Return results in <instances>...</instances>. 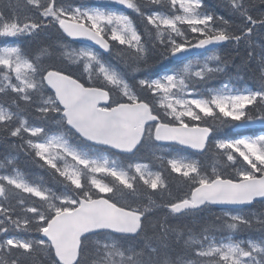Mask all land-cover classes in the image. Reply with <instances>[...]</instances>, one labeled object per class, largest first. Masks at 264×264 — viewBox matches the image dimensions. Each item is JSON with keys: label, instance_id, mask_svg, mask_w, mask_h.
I'll list each match as a JSON object with an SVG mask.
<instances>
[{"label": "snow or ice", "instance_id": "1", "mask_svg": "<svg viewBox=\"0 0 264 264\" xmlns=\"http://www.w3.org/2000/svg\"><path fill=\"white\" fill-rule=\"evenodd\" d=\"M219 6L0 0V264H264V0Z\"/></svg>", "mask_w": 264, "mask_h": 264}, {"label": "trees", "instance_id": "2", "mask_svg": "<svg viewBox=\"0 0 264 264\" xmlns=\"http://www.w3.org/2000/svg\"><path fill=\"white\" fill-rule=\"evenodd\" d=\"M79 2V0H77ZM206 4L208 5V8L210 11H215L219 15H223L226 19L227 18H232L235 19L234 17H230L229 13L226 12V10L222 7H220V2L221 0H205ZM253 40L257 41L258 43L264 44V33H261L259 29H257L254 34H253ZM48 42L47 37H42L40 39H37L36 41H25V46L28 47L31 50H35L38 48L40 45L45 44ZM250 49H248L244 44H241L238 48L236 46H228L225 48H222L221 54L222 55H232L236 59V63L240 64L248 55ZM260 47L257 46L253 51L255 55H259L260 53ZM255 69H256V61L253 59L250 65V70L245 69L243 70V75L249 79L251 82V77L255 74ZM251 131L259 132L260 131V126L257 124L253 126ZM8 154V150L4 148L3 146H0V162L4 161L5 156ZM21 167L24 168L30 175V178H36L39 175H43L41 170L33 167V166H27L23 163V160L21 161ZM257 209L260 208L259 205L256 206ZM217 212H206L203 214V218L209 219L210 217H213L217 215ZM150 219H155V218H162V211L161 210H154L152 213L149 214ZM199 219V218H197ZM169 223H174V221H169ZM184 223H188L187 220L184 221ZM193 224L196 223V221H192ZM154 231H159L158 229H148V234L151 236ZM259 233H254V232H243L239 233L235 238L236 239H247V238H254L258 237Z\"/></svg>", "mask_w": 264, "mask_h": 264}]
</instances>
